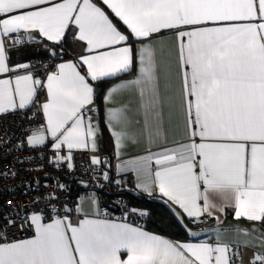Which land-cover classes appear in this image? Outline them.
I'll return each instance as SVG.
<instances>
[{"label":"snow or ice","instance_id":"obj_1","mask_svg":"<svg viewBox=\"0 0 264 264\" xmlns=\"http://www.w3.org/2000/svg\"><path fill=\"white\" fill-rule=\"evenodd\" d=\"M69 32L73 42L84 44V53L55 65L43 79L30 63H12L11 50L37 34L63 51ZM164 33L176 38L183 138L169 145L165 135L158 151L149 148L147 155L121 161L117 173L135 172L137 188L175 203L181 209L174 212L178 222L185 216L219 221L217 214L230 208L234 219L264 225V0H0V115L35 105L46 124L27 135L29 148L50 143L51 162L68 170H75L76 151L93 153L89 164L103 166L96 155L100 129L92 116L96 109L90 107L89 79L131 73L111 86L105 99L116 104L118 93L135 92L146 125L149 119L161 121L166 70L156 41ZM41 90L46 100L37 102ZM106 117L113 154L120 159L138 143L126 130L127 107H109ZM144 173L154 175L151 187L140 182ZM7 175L16 173H0ZM102 178L120 184L108 171ZM87 198L97 204L94 195ZM6 199L11 207L8 215L0 212V264H243L239 250L220 241L219 229L213 243H181L126 223L89 219L83 203L75 211L84 218L73 223V209L55 191L43 208L42 197L24 209V223L34 236L9 241L7 231L17 226L21 206ZM242 231L251 235L257 230ZM256 238L264 247V234ZM250 264H264V253L254 254Z\"/></svg>","mask_w":264,"mask_h":264},{"label":"built area","instance_id":"obj_2","mask_svg":"<svg viewBox=\"0 0 264 264\" xmlns=\"http://www.w3.org/2000/svg\"><path fill=\"white\" fill-rule=\"evenodd\" d=\"M37 38L38 41L42 40ZM47 47L56 54L32 63L33 70L42 79L46 72L55 71L54 66L63 60L62 54L53 43L48 42ZM36 99L37 102L45 101L46 93L41 90ZM43 125V114L35 105L0 115V173H16L15 176H0V212L9 214L8 209L11 206L7 204V197H11L14 204L21 206L20 216L15 220L17 226L10 227L7 231L9 241L33 236V231L24 223V209L35 207L33 200H41L42 197L44 199L39 207L43 208L47 203L46 198L54 191L62 203L73 209L71 216L80 196L94 194L99 199L104 218L128 222L131 205L127 196L135 189V178L131 174H118L114 170L115 163L106 154L99 156L105 161L101 168L91 166V154L88 151L75 152V170H68L66 166H54L49 144L33 150L24 143L27 135ZM105 171L109 172L113 180H119L120 184L103 180L102 174ZM58 184L65 187L58 189ZM56 207L59 209L60 204ZM22 224L23 228L20 227Z\"/></svg>","mask_w":264,"mask_h":264},{"label":"crops","instance_id":"obj_3","mask_svg":"<svg viewBox=\"0 0 264 264\" xmlns=\"http://www.w3.org/2000/svg\"><path fill=\"white\" fill-rule=\"evenodd\" d=\"M175 39L176 38L173 35H170L169 33H164V39L160 41H156L158 58L161 60L166 70L165 74H163L161 78V87H162V95H163V118L161 121H153L149 119L146 125L144 109L141 107L140 99L135 92L118 93L116 104H109V102L105 99L109 88L123 80L129 79L131 73L122 74L118 78H106V79H101L99 81H92L91 79H89V84L93 88V104L90 105V107L96 109V111L92 113V116L95 118L94 122H97L98 126H99V121L103 122V124L108 129L113 142V137L111 135L112 129L108 126L107 123V117H106L107 109L109 107H119L121 104H123L127 107L130 118V123L127 125L126 130L130 134V136H132L135 140L138 141V143H134L131 146H129L125 150V152L121 154L120 159H117L113 154L114 150L112 144V151L109 156L111 161L112 160L115 161L116 166L120 164L121 161H128L138 156L147 155L146 149L150 148L153 152L158 151L159 146L164 144L165 135H167V140L169 145L172 143V141L183 138L182 120L179 112L181 85H180L179 75L177 72V46L175 43ZM30 44L34 45L35 43L32 41ZM137 47H139V45H137ZM40 49L41 52H46L45 50H43L42 47ZM71 53H72L71 58L69 57L67 59H63L60 63L69 60L76 61L79 55L84 53V44L75 43ZM21 56L23 58L18 62L29 63V61L24 59L26 57L25 52H22L20 54V57ZM106 80H114V81L111 84H107L103 86V90L101 93L102 111L98 112L97 103L94 98V86L96 83L103 82ZM166 86H167V91H165ZM43 119L45 125L46 120L44 116ZM158 127L160 129L159 138L156 137V129ZM115 130H120V126H116ZM97 143L100 146L98 137H97ZM49 145L51 144L49 143ZM90 154L93 155V153L91 152ZM100 154H103L101 153V149L99 150L98 153H96V155L100 156ZM154 170H155V166L153 165V172ZM121 174L134 175L135 182L137 185L138 181L135 172L132 171L122 172ZM153 181H154V175H148L147 173H144L141 176V180H140L142 184L148 185L150 187L153 185ZM135 191L137 193H140L141 195H144L145 197H150V196L155 197L156 199L164 202L175 213L181 212V209L175 203H173L172 201H168L165 197H162L158 192H154V194L149 195L147 192L137 187H135ZM214 199L216 200L217 204L222 203V201L218 197H214ZM81 203H83V212L89 213L88 215L89 219H98V218L106 219L102 216V211L98 202L96 205H93L92 202L88 199H85L83 202L79 200L75 206V209L79 207ZM75 209L73 216L71 217L73 223H77L79 219L84 218L83 213H78L75 211ZM96 213H99V215H96ZM217 215H219L220 217L219 221L211 217H203L200 220H198L202 222L203 225L199 228H194L189 230V233L195 232L198 233V235L196 236L189 235L190 240L181 243H193V244L202 243V242L213 243L217 239L216 230L219 229L221 231L220 241L222 243H227L232 245L233 250L238 249L239 254L242 257L243 264H250V261L254 257V254L264 253V247L260 246L261 241L256 238L257 236L264 234V225L260 224L259 222L256 223L248 222L243 218L234 219L232 209L230 208L227 209L226 212L218 213ZM185 218L187 217L185 216ZM114 222L126 223L133 227H139L148 233L157 235L151 231L144 229L139 225H135L128 222H119V221H114ZM254 228L257 231L256 233H253L251 235L245 234L242 231L244 229L252 230ZM160 237L171 241H175L166 236H160ZM126 258H127V253L122 252L121 259H126Z\"/></svg>","mask_w":264,"mask_h":264},{"label":"trees","instance_id":"obj_4","mask_svg":"<svg viewBox=\"0 0 264 264\" xmlns=\"http://www.w3.org/2000/svg\"><path fill=\"white\" fill-rule=\"evenodd\" d=\"M99 3V0H97ZM105 11L110 15L115 23L118 24L121 31H125L124 26L120 23L117 18L106 8ZM34 42V41H33ZM75 42L71 39V32L67 34V40L63 44L61 51V47H55L60 51L63 56V59L72 57V49ZM40 45L34 44L29 47L25 46L19 48L17 50H11V61L12 63H16L20 61L23 57H20L22 52H25L27 61L30 62L33 58L36 59H44L47 58V52H41ZM26 49V50H25ZM25 50V51H23ZM114 80H106L103 81V85L111 84ZM98 112L102 111V95L96 99ZM99 129L100 134L98 135V140L100 143L101 153H105L108 156L112 151V139L109 134L108 129L103 124V122L99 121ZM110 157V156H109ZM130 205L135 211H131V215L129 216V221L132 224L139 225L144 229L151 231L160 236H166L171 238L172 240L184 242L190 240L189 230L194 228H199L203 225L202 222L198 220H191L188 218L183 219L182 223L178 222L177 217L174 215L172 209H170L164 202L156 199L155 197H145L136 191H133L129 194Z\"/></svg>","mask_w":264,"mask_h":264},{"label":"bare ground","instance_id":"obj_5","mask_svg":"<svg viewBox=\"0 0 264 264\" xmlns=\"http://www.w3.org/2000/svg\"><path fill=\"white\" fill-rule=\"evenodd\" d=\"M36 41V43H37V45H40L42 48H43V50H45L46 52H47V58H49V57H51L52 56V51L50 50V49H48V47H47V44H48V42L49 41H46V40H44L45 42H43L42 40L41 41H38V38L35 40ZM35 43V44H36ZM27 47H29V46H31V44L30 43H28L27 45H26ZM13 50H17V49H13ZM36 60H38V59H36V58H33L32 60H30V64L32 65V63L34 62V61H36ZM51 146V145H50ZM103 154H105V153H103ZM101 155V154H100ZM107 155V154H106ZM108 156V155H107ZM109 157V156H108ZM109 159H110V157H109ZM112 163H115V161L114 160H112ZM97 168H101V166H96ZM114 170L117 172V166H116V164H115V168H114ZM120 174V173H119ZM132 175V174H131ZM133 177H134V175H132ZM135 178V177H134ZM135 187H136V182H135ZM133 191H135V189L133 190ZM128 197V199H129V196H127ZM96 200H97V202L98 203H100L99 202V199H98V197L96 196ZM100 205V204H99ZM100 208H101V206H100ZM130 210L131 211H133V208L132 207H130ZM102 211V210H101ZM73 216V215H72ZM71 216V217H72ZM106 219H108V218H106ZM108 220H111V219H108ZM111 221H113V220H111ZM122 221H124V220H119V222H122ZM128 223H130V222H128ZM33 236H34V232H33Z\"/></svg>","mask_w":264,"mask_h":264},{"label":"water","instance_id":"obj_6","mask_svg":"<svg viewBox=\"0 0 264 264\" xmlns=\"http://www.w3.org/2000/svg\"><path fill=\"white\" fill-rule=\"evenodd\" d=\"M103 86L104 85L102 82H98L95 84V86H94V98H95V100L101 96Z\"/></svg>","mask_w":264,"mask_h":264},{"label":"rangeland","instance_id":"obj_7","mask_svg":"<svg viewBox=\"0 0 264 264\" xmlns=\"http://www.w3.org/2000/svg\"><path fill=\"white\" fill-rule=\"evenodd\" d=\"M94 194H91V195H85V199H88L87 197H89V196H93ZM95 196V195H94ZM96 197V196H95ZM89 200V199H88Z\"/></svg>","mask_w":264,"mask_h":264}]
</instances>
